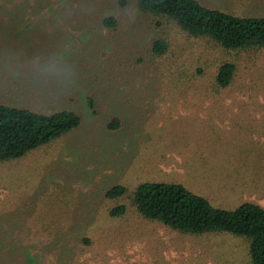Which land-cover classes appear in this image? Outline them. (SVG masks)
Returning a JSON list of instances; mask_svg holds the SVG:
<instances>
[{
  "label": "rangeland",
  "instance_id": "rangeland-1",
  "mask_svg": "<svg viewBox=\"0 0 264 264\" xmlns=\"http://www.w3.org/2000/svg\"><path fill=\"white\" fill-rule=\"evenodd\" d=\"M198 1L264 16V0ZM126 2L0 0V103L81 119L0 161V264H250L245 239L179 233L141 217L129 195L142 182L180 183L213 207H264V48L147 27ZM103 13L117 27H103ZM156 36L169 44L157 57ZM224 61L235 72L220 88ZM117 184L127 194L106 197ZM119 204L125 213L110 216Z\"/></svg>",
  "mask_w": 264,
  "mask_h": 264
},
{
  "label": "trees",
  "instance_id": "trees-1",
  "mask_svg": "<svg viewBox=\"0 0 264 264\" xmlns=\"http://www.w3.org/2000/svg\"><path fill=\"white\" fill-rule=\"evenodd\" d=\"M115 6H127L126 0H114ZM130 3V1L128 2ZM141 24L160 27L172 22L192 37H202L226 51H253L264 48V16L237 15L216 7H207L198 0H134ZM103 15V16H102ZM103 27L118 25L113 14H101ZM169 44L161 36L150 41V51L157 57L168 51ZM235 64L222 62L215 74L217 87H227L233 80ZM89 107L94 105L89 100ZM80 115L70 110L42 114L26 108L0 103V161L17 159L43 146L80 124ZM108 127L118 126L113 119ZM127 194L122 185H113L105 192L111 199ZM138 214L183 234L201 235L226 232L247 242L250 264H264V207L244 201L234 209L213 207L209 201L189 191L180 183L142 182L129 195ZM125 205L109 210L110 216L125 213ZM87 241V240H84Z\"/></svg>",
  "mask_w": 264,
  "mask_h": 264
}]
</instances>
